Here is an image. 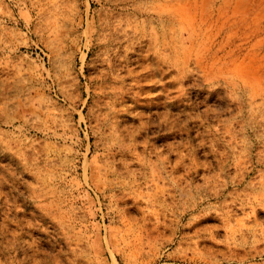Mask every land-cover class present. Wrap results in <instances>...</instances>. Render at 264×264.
<instances>
[{"label":"rangeland","instance_id":"rangeland-1","mask_svg":"<svg viewBox=\"0 0 264 264\" xmlns=\"http://www.w3.org/2000/svg\"><path fill=\"white\" fill-rule=\"evenodd\" d=\"M0 264H264V0H0Z\"/></svg>","mask_w":264,"mask_h":264}]
</instances>
